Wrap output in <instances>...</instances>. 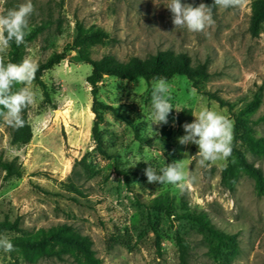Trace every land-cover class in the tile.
Returning <instances> with one entry per match:
<instances>
[{
    "label": "rangeland",
    "instance_id": "374dc122",
    "mask_svg": "<svg viewBox=\"0 0 264 264\" xmlns=\"http://www.w3.org/2000/svg\"><path fill=\"white\" fill-rule=\"evenodd\" d=\"M262 1L218 7L212 13L214 23L194 33L175 29L166 7L169 0H32L35 12L22 45L24 58L39 64L73 45L78 34L84 37L98 29L111 40L81 44L45 71L48 98L33 82L36 100L24 111L33 137L26 145H15L24 149L20 155L7 153L13 145L10 127L0 126V224L19 222L23 230L1 236L35 239L64 226L61 234L90 240L100 264H181L176 240L181 236L190 248L189 264H264V195L258 193L255 179L239 167L235 151L226 160L201 167L191 159L198 147L180 145L177 139L185 135L182 125L193 122L201 109L217 111L233 122V148L264 173V19L257 31L251 27ZM24 2L0 0V11ZM181 3L206 5L205 0ZM164 51L187 54L193 66L208 64L201 90L187 77L166 79L171 103L181 111L173 109L176 123L166 129L153 125L158 135L148 137L154 79L105 76L97 96L103 106L95 107L103 115L99 132L104 155L93 136L96 116L87 82L91 62L112 55L128 64ZM65 97H71L73 105L34 131V123ZM183 159L188 175L195 178L183 190L147 182L148 163L159 173L166 164ZM3 163L12 164V175ZM187 213L204 214L215 228L235 235L237 249L219 247L200 226L179 219ZM0 264L87 263L73 246L53 240L31 252L0 251Z\"/></svg>",
    "mask_w": 264,
    "mask_h": 264
},
{
    "label": "clouds",
    "instance_id": "9594fccd",
    "mask_svg": "<svg viewBox=\"0 0 264 264\" xmlns=\"http://www.w3.org/2000/svg\"><path fill=\"white\" fill-rule=\"evenodd\" d=\"M245 0H214L212 6L204 3L199 6L182 4L181 0H169L167 8L172 13V23L176 28L187 29L189 32H203L214 23L213 7L223 9L243 7ZM35 12L32 0H26L16 8L0 11V119L9 127L22 128L25 126L23 113L36 100V92L32 88L38 64L31 58L25 57L19 63L5 62L4 55L14 42L17 47L26 45V37L30 34V17ZM22 85L13 91L14 86ZM74 101L65 97L59 101L55 110H50L42 119L33 125L34 131L43 130L51 119L59 112L70 108ZM175 109L171 103V86L163 77L154 78L151 92V105L146 117L148 137L158 135L153 125H165L168 116ZM194 121L182 125L185 135L178 137L180 145L195 144L198 152L191 159H196L201 167L218 160H226L232 154L234 125L225 115L217 111L203 108L193 115ZM159 142V141H156ZM10 156L20 155L24 149L9 145L6 149ZM187 156V153H184ZM185 159L173 161L157 170L148 163L144 169L149 184H169L183 190L187 183L195 178L188 175L184 164ZM139 163L135 162L133 167ZM0 249L4 252L15 250L12 241L6 236H0Z\"/></svg>",
    "mask_w": 264,
    "mask_h": 264
},
{
    "label": "trees",
    "instance_id": "16d2710c",
    "mask_svg": "<svg viewBox=\"0 0 264 264\" xmlns=\"http://www.w3.org/2000/svg\"><path fill=\"white\" fill-rule=\"evenodd\" d=\"M206 5L212 6L214 0H205ZM218 7H213V13L217 11ZM264 19V1L261 2L260 7H258L253 15L252 20V30L257 31L261 21ZM78 34L73 42V45L68 46L62 52H56L46 61L38 64V71L36 72L35 79L33 82L39 83L44 91L45 96L48 98L47 85L42 81V75L45 71L52 69L53 67L59 65L62 61L68 58V52L76 50L81 44H84L90 40H111L109 34L102 29L95 30L84 37ZM24 58V50L22 45L17 47L13 42L10 47V52L5 62L19 63ZM93 67L92 74L88 77L87 82L92 88L93 97V110L96 116L95 123L93 126V136L98 144V149L104 155L106 152L102 149L99 127L103 123V115L97 110L96 105L100 104L97 100L99 93V84L103 81L105 76L116 77L121 79H127L130 81L137 80L138 78L154 79L158 77H163L165 79L172 78L175 76L187 77L193 82V85L198 90H201L200 81L202 78L208 76V64H199L197 66L192 65L191 58L185 54L180 53L174 55L171 51H164L158 55L148 59L143 60L139 57L134 58L130 63L124 64L120 62L115 56L105 55L98 62H91ZM15 91V89H13ZM102 105V104H100ZM103 106V105H102ZM106 109L113 108L106 106ZM25 119V126L19 129L10 127V140L13 145H26L30 143L33 137L32 128L28 122L26 113H23ZM176 123V118L171 112L168 116V123L164 125V129L170 127ZM5 124L2 119H0V126ZM237 137L233 142L232 151H235V155L242 170H244L248 175L252 176L256 181V187L259 194L264 195V173L261 169L251 165L242 153L235 150L233 147ZM5 170L8 171L9 175L13 174V167L10 163L1 164ZM231 166V165H230ZM179 219L189 220L203 230L207 231L216 241L219 247L229 246L232 249H237L238 242L235 235H228L221 232L211 221L201 213H187L179 216ZM153 232L157 233L155 226H152ZM66 227H59L56 230L51 231L49 234L42 232L43 236L40 238L30 239L25 237H15L11 238L16 251L31 252L39 249H44L51 243V241H60L62 243L73 246L84 258L87 264H100V262L94 256L93 251L90 249L91 242L88 238L76 235V234H61ZM22 228L19 226V222L15 223H2L0 224V236L4 232H22ZM177 244L180 251V261L181 264H189V245L184 238L177 236ZM158 245H161V240L158 238ZM0 251H3L0 249Z\"/></svg>",
    "mask_w": 264,
    "mask_h": 264
}]
</instances>
